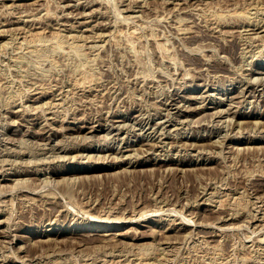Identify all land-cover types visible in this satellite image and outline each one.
Wrapping results in <instances>:
<instances>
[{
    "label": "rangeland",
    "instance_id": "rangeland-1",
    "mask_svg": "<svg viewBox=\"0 0 264 264\" xmlns=\"http://www.w3.org/2000/svg\"><path fill=\"white\" fill-rule=\"evenodd\" d=\"M0 10V264H264V0H0Z\"/></svg>",
    "mask_w": 264,
    "mask_h": 264
},
{
    "label": "bare ground",
    "instance_id": "bare-ground-1",
    "mask_svg": "<svg viewBox=\"0 0 264 264\" xmlns=\"http://www.w3.org/2000/svg\"><path fill=\"white\" fill-rule=\"evenodd\" d=\"M33 1H34V0H33ZM45 1H46V0H45ZM47 1H48V0H47ZM87 1H88V0H87ZM1 2H2V1H1ZM32 3H33V2H32ZM34 3H35V2H34ZM11 4H12V3H11ZM22 5H23V4H21V6H22ZM58 5H60V4H58ZM66 5H67V4H66ZM2 6H3V5H2ZM11 6H12V5H11ZM13 6H14V5H13ZM19 6H20V5H19ZM67 6H68V5H67ZM69 6H71V5L69 4ZM56 7H57V5H56ZM60 7H62V6H60ZM63 7H64V5H63ZM74 7H75V5H74ZM16 8H17V7H16ZM58 8H59V7H58ZM20 9H21V8H20ZM30 9H31V8H30ZM60 9H61V8H60ZM18 10H19V9H18ZM24 10H25V8H24ZM33 10H34V9H33ZM0 11H1V10H0ZM21 11H23V9H21ZM26 11H27V10H26ZM63 11H64V10H63ZM81 12H82V11H81ZM5 13H6V12H5ZM10 13H12V12L10 11ZM13 13H15V12L13 11ZM19 13H20V11H19ZM3 14H4V13H3ZM65 14H66V13H65ZM9 15H10V14H9ZM26 15H27V14H26ZM82 15H83V14H82ZM3 16H4V15H2V17H3ZM13 16H14V14H13ZM65 16H66V15H65ZM65 16L63 15V17H65ZM80 16H81V15H80ZM5 18H6V17H5ZM7 18H8V17H7ZM60 18H61V17H60ZM66 18H67V17H66ZM69 18H70V17H69ZM31 19H32V18H31ZM31 19H29V20H31ZM1 20H2V19H0V21H1ZM10 20H12V19H10ZM14 20H15V19H14ZM16 20L18 21V18H17ZM32 20L34 21V19H32ZM56 20H57V18H56ZM64 20H65V18L63 19V21H64ZM260 20H261V19H260ZM263 20H264V19H263ZM25 21H26V20H25ZM60 21H61V20H60ZM60 21H59V22H60ZM8 22H9V21H8ZM11 22H12V21H11ZM15 22H16V21H15ZM20 22H21V21H20ZM38 22H39V21H38ZM67 22H69V21L67 20ZM67 22H66V23H67ZM79 22H80V21H79ZM79 22H78V23H79ZM85 22H86V21H85ZM4 23H5V22H4ZM21 23H22V22H21ZM23 23H24V22H23ZM61 23H62V22H61ZM66 23H64V24H66ZM83 23H84V22L82 21V24H83ZM255 23H256V22H255ZM255 23H254V24H255ZM259 23H260V22H259ZM5 24H7V23H5ZM24 24H25V23H24ZM24 24H23V25H24ZM29 24H30V23H29ZM33 24H34V23H33ZM56 24H57V23H56ZM250 24H251V23H250ZM254 24H252V25H254ZM256 24H257V23H256ZM263 24H264V23H263ZM263 24H262V25H263ZM0 25H2L1 22H0ZM9 25H10V24H9ZM16 25H17V24H16ZM19 25H20V24H19ZM31 25H32V24H31ZM31 25H30V26H31ZM41 25H42V23H41ZM57 25H58V24H57ZM62 25H63V24H62ZM68 25H69V24H68ZM96 25H97V24H96ZM237 25H238V24H237ZM258 25H259V24H258ZM262 25H261V26H262ZM35 26H36V24H35ZM39 26H40V25H39ZM58 26H59V25H58ZM238 26H239V25H238ZM248 26H250V25H248ZM248 26H247V27H248ZM254 26H255V25H254ZM3 27H4V26H3ZM11 27H12V26H11ZM13 27H14V26H13ZM13 27H12V28H13ZM22 27H23V26H20L18 29L20 30ZM24 27H25V26H24ZM27 27H28V26H27ZM27 27H25V28H27ZM32 27H34V26H32ZM40 27H41V26H40ZM98 27H99V25H98ZM256 27H257V26H256ZM5 28H7V27H5ZM5 28H4V31H6ZM36 28H37V26H36ZM42 28L44 29L45 26L42 27ZM59 28L61 29L60 26H59ZM59 28H58V29H59ZM254 28H255V27H254ZM8 29H9V28H8ZM27 29H28V28H27ZM40 29H41V28H40ZM40 29H39V30H40ZM58 29H57V30H58ZM64 29H65V27H64ZM68 29H69V28H68ZM68 29H66V30H68ZM246 29H247V28H246ZM1 30H3V28H1ZM1 30H0V32H1ZM9 30H10V29H9ZM12 30H13V29H12ZM22 30H23V29H22ZM30 30H31V29H30ZM33 30H34V29H33ZM57 30H56V31H57ZM61 30H62V29H61ZM90 30H91V29H90ZM16 31H18V30H16ZM27 31H28V30H27ZM31 31H32V30H31ZM36 31H37V30H36ZM59 31H60V30H59ZM20 32H21V31H20ZM34 32H35V31H34ZM38 32H39V31H38ZM95 32H96V31H95ZM95 32H94V33H95ZM18 33H19V32H18ZM31 33L33 34V32H31ZM31 33H30V34H31ZM255 33H256V32H255ZM2 34H3V32H2L0 35H2ZM4 34H5V33H4ZM4 34H3V35H4ZM30 34H29V35H30ZM32 34H31V35H32ZM34 34H35V33H34ZM228 35H230V34H228ZM33 36H34V35H33ZM33 36H32V37H33ZM2 37H3V36H2ZM88 37H90V36H88ZM33 38H34V37H33ZM33 38H32V39H33ZM193 38H194V37H193ZM193 38H192V39H193ZM1 39H2V38H1ZM195 40H197V39H195ZM222 41H224V39H222ZM222 41H221V42H222ZM225 41H226V39H225ZM194 42H195V41H194ZM230 42H233V41H230ZM223 44H224V43H223ZM234 45H235V44H234ZM221 46H222V45H221ZM226 46H229V44L226 45ZM231 46H232V45H231ZM234 47H235V46H234ZM223 50H224V49H223ZM223 50H222V51H223ZM232 54H233V53H232ZM233 55L235 56V54H233ZM194 63H195V62H194ZM192 64H193V63H192ZM196 64H197V63H196ZM217 66H218V65H217ZM224 67H225V66H224ZM222 68H223V67H222ZM225 68H226V67H225ZM250 68H251V67H250ZM251 69H252V68H251ZM214 70H215V69H214ZM217 70H218V69H217ZM220 70H221V69H220ZM226 70H227V69H226ZM222 71H223V70H222ZM218 72H219V71H218ZM248 72H249V71H248ZM251 72H253V71H251ZM254 72H255V71H254ZM254 72H253V73H254ZM243 73H244V72H243ZM245 74H246V73H245ZM249 74H250V72H249ZM250 75H251V74H250ZM254 75H255V74H254ZM259 75H260V74H259ZM251 77H252V76H251ZM253 77L255 78V76H253ZM257 77H258V76H257ZM257 77H256V78H257ZM260 77H262V76L260 75ZM228 79H230V78H228ZM258 79H259V78H258ZM258 79H257V82H259ZM261 79H262V78H261ZM261 79H260V81H261ZM263 79H264V78H263ZM233 80H234V79H233ZM239 81H240V80H239ZM246 81H247V80H246ZM248 81H250V80L248 79ZM248 83H249V82H248ZM250 83H251V81H250ZM252 83H253V82H252ZM261 83H262V82H261ZM53 84H54V83H53ZM207 84H209V83H207ZM207 84H206V85H207ZM213 84H214V83H213ZM243 84H244V83H243ZM46 86H47V85H46ZM52 86H53V85H52ZM54 86H55V85H54ZM207 86H209V85H207ZM241 86H242V85H241ZM256 86H257V83H256ZM50 87H51V86H50ZM60 87H61V86H60ZM204 87H205V86H204ZM238 87H239V86H238ZM244 87H245V86H244ZM244 87H243V88H244ZM41 88H42V87H41ZM41 88H40V89H41ZM47 88H48V87H47ZM57 88H58V87H57ZM206 88H207V87H206ZM239 88L241 89L242 87H239ZM257 88H258V86H257ZM261 88H262V85H261ZM36 89H37V88H36ZM42 89H44V88H42ZM233 89H234V88H233ZM255 89H256V88H255ZM255 89H254V90H255ZM54 90H56V89L53 88L52 91H54ZM203 90H204V89H203ZM205 90H206V89H205ZM208 90H209V89H208ZM224 90H225V89H224ZM242 90L244 91V89H242ZM254 90H253V91H254ZM259 90H260V89H259ZM259 90H258V91H259ZM47 91H48V89H47ZM49 91H51V90H49ZM56 91H57V90H56ZM59 91H60V90H59ZM200 91H201V90H200ZM212 91H213V90H212ZM212 91H211L210 93H212ZM239 91H240V90H239ZM239 91H238V93H240ZM260 91H261V90H260ZM260 91H259V92H260ZM34 92H35V91H34ZM41 92H42V90H41ZM43 92H44V91H43ZM218 92H219V90H218ZM28 93H29V92H28ZM28 93H27V94H28ZM51 93H53V92H51ZM56 93H58V91H57ZM214 93H215V92H214ZM214 93L212 94L213 96H214ZM241 93H242V92H241ZM243 93H244V92H243ZM253 93H254V92H253ZM37 94H38V93H37ZM43 94H44V93H43ZM43 94H42V95H43ZM47 94H48V93H47ZM58 94H59V93H58ZM58 94H56V95H58ZM203 94L205 95V94H209V93H203ZM219 94H220V93H219ZM236 94H237V93H236ZM249 94H251V91H250ZM249 94H248V95H249ZM259 94H261V93H259ZM23 95H24V94H23ZM30 95H31V94H30ZM51 95H52V94H51ZM197 95H198V97H199V94H197ZM197 95H196V96H197ZM209 95H210V94H209ZM227 95H228V94H227ZM232 95H233V94H232ZM237 95H238V94H237ZM244 95H245V94H244ZM244 95H242V97H240V98L242 99ZM246 95H247V94H246ZM253 95H254V94H253ZM24 96H26V95H24ZM47 96H48V95H47ZM49 96H50V95H49ZM217 96H218V95H217ZM217 96H216V97H217ZM234 96H235V95H233V97H234ZM238 96H239V95H238ZM250 96H251V95H250ZM261 96H262V94H261ZM18 97H20V96H18ZM183 97H184V96H183ZM186 97H187V96H186ZM193 97H195V96H193ZM198 97H197V98H198ZM202 97H203V96H202ZM202 97H201V98H202ZM220 97H221V96H220ZM255 97H257L256 94H255ZM259 97H260V95H259ZM27 98H28V97H27ZM29 98L31 99L32 97L30 96ZM29 98H28V99H29ZM33 98H34V97H33ZM181 98H182V97H181ZM184 98H185V97H184ZM190 98H191V96H190ZM212 98H213V97H212ZM212 98H211V99H212ZM237 98H238V97H236L235 99H237ZM16 99H17V98H16ZM179 99H180V98H179ZM179 99H178V100H179ZM182 99H183V98H182ZM195 99H196V98H195ZM199 99H200V98H199ZM199 99H198V100H199ZM203 99H205V98L203 97ZM216 99H217V98H216ZM216 99H215V100H216ZM231 99H232V98H231ZM243 99H244V98H243ZM247 99H248V97H247ZM247 99H246V100H247ZM255 99H256V98H255ZM255 99H254V100H255ZM25 100H26V99H25ZM38 100H39V99H38ZM166 100H167V99H166ZM188 100H189V99H188ZM200 100H201V99H200ZM200 100H199V102H200ZM221 100H223V98H222ZM224 100H225V98H224ZM228 100H229V98H228ZM246 100H245V101H246ZM257 100H258V99H257ZM262 100H263V99H262ZM16 101H17V100H16ZM34 101H35V100H34ZM34 101H33V103H34ZM168 101H169V100H168ZM168 101H165V102H168ZM205 101H207V99H206ZM218 101H219V100H218ZM218 101H217V102H218ZM233 101H234V99H233ZM236 101H237V100H236ZM238 101H239V99H238ZM241 101H242V100H241ZM245 101H244V102H245ZM248 101H249V100H248ZM250 101H251V99H250ZM13 102H14V101H13ZM27 102H28V100H27ZM183 102H184V101H183ZM186 102H187V101H186ZM226 102H227V101H226ZM239 102H240V101H239ZM23 103H24V102H23ZM25 103H26V102H25ZM30 103H31V102H30ZM36 103H37V101H36ZM162 103H164V102H162ZM200 103H202V102H200ZM229 103H230V102H229ZM233 103H234V102H233ZM235 103H236V102H235ZM254 103H255V102H254ZM12 104H13V103H12ZM170 104H171V103H170ZM176 104H177V103H176ZM176 104L174 103V105H176ZM179 104H180V105H179ZM181 104H182V102H181V103H178L179 106H181ZM186 104H187V103H185V105H186ZM188 104H190V103H188ZM197 104H198V106L201 105V104H199V103H197ZM221 104H222V103H221ZM236 104H237V103H236ZM240 104H241V103H240ZM242 104H243V103H242ZM257 104H258V101H257ZM16 105H17V104H16ZM174 105H173V107H174ZM178 105H177V106H178ZM194 105H195V104H194ZM206 105H207V104H206ZM227 105H229V104H227ZM227 105H226V108H227V107L229 108L230 105H229V106H227ZM238 105H239V104H237V106H238ZM13 106H14V105H13ZM23 106H24V104H23ZM27 106H28L27 108L30 107L28 104H27ZM31 106H32V105H31ZM33 106H34V105H33ZM186 106H187V105H186ZM201 106H202V105H201ZM203 106H204V105H203ZM10 107H12V106H10ZM21 107H22V106H21ZM25 107H26V106H25ZM34 107H35V106H34ZM164 107H165V106H164ZM183 107H185V106H183ZM190 107H192V106H190ZM195 107L197 108V105H195ZM195 107H194V108H195ZM218 107H219V106H218ZM48 108H49V107H48ZM170 108H171V107H170ZM181 108H182V107H181ZM198 108H199V107H198ZM226 108H225V107H224V108L221 107V110H222V109L225 110ZM231 108H232V107H231ZM9 109H10V108H9ZM29 109H30V108H29ZM31 109H32V108H31ZM34 109H35V108H34ZM163 109H164V108H163ZM173 109H174V108H173ZM175 109H177V107H176ZM183 109H184V108H183ZM188 109H189V108H188ZM201 109H202V108H201ZM216 109H218V108H216ZM219 109H220V108H219ZM17 110H18V109H17ZM19 110H21V109H19ZM25 110L27 111L26 108H25ZM179 110H180V109H179ZM186 110H187V109H186ZM195 110H196V109H195ZM208 110H209V109H208ZM212 110L214 111L215 109H212ZM212 110H211V111H212ZM232 110H233V109H232ZM256 110H257V109H256ZM170 111H171V110H170ZM176 111H177V110H176ZM205 111H206V110H205ZM205 111H204V112H205ZM209 111H210V110H209ZM209 111H208V112H209ZM215 111H217V110H215ZM218 111H219V110H218ZM226 111H227V110H226ZM228 111H229V109H228ZM228 111H227L226 113H228ZM234 111H235V110H234ZM12 112H13V110H12ZM166 112H167V111H166ZM173 112H174V110H173ZM180 112H184V111H180ZM199 112H200V110H199ZM231 112H232V111H231ZM235 112H236V111H235ZM235 112H234V113H235ZM254 112H255V111H254ZM14 113H15V112H14ZM14 113H13V114H14ZM16 113H17V112H16ZM23 113H24V112H23ZM39 113H40V112H39ZM39 113H38V116H39ZM41 113H42V112H41ZM138 113H139V112H138ZM140 113H141V112H140ZM163 113H164V112H163ZM167 113H168V112H167ZM176 113H177V112H176ZM192 113H193V112H192ZM202 113H203V111H202ZM202 113H201V114H202ZM209 113H210V115H211L212 112H209ZM218 113H219V112H218ZM221 113H222V112H221ZM221 113H220V115H221ZM234 113H233V114H234ZM42 114L44 115V113H42ZM170 114H171V113H170ZM179 114H181V113H179ZM185 114H186V113H185ZM194 114H195V113H193L192 115H194ZM201 114H200V117H201ZM242 114H243V113H242ZM248 114H249V113H248ZM255 114H256V112H255ZM31 115H32V114H31ZM34 115H35V114H34ZM141 115H142V114H141ZM141 115H140V117H141ZM160 115H161V114H160ZM167 115H168V114H167ZM171 115H172V114H171ZM187 115H188V114H187ZM207 115H208V113H207ZM216 115H217V114H216ZM225 115H226V114H225ZM228 115H229V114H228ZM234 115H235V114H234ZM234 115H233V116H234ZM38 116H37V117H38ZM173 116H174V115H173ZM175 116H176V114H175ZM175 116H174V117H175ZM180 116H181V115H180ZM197 116H198V115H197ZM245 116H246V115H245ZM257 116H258V115H257ZM257 116H256V117H257ZM20 117H21V116H20ZM32 117H34V116H32ZM40 117H41V116H40ZM163 117H164V116H163ZM165 117H166V116H165ZM198 117H199V116H198ZM198 117H197V118H198ZM203 117H204V116H203ZM207 117H208V116H207ZM215 117H216V116H215ZM223 117H224V116H223ZM230 117H231V116H230ZM230 117H229V118H230ZM254 117H255V116H254ZM14 118H16V117H14ZM87 118H88V117H87ZM101 118H102V117H101ZM141 118H144V117L142 116ZM166 118H167V117H166ZM166 118H165V121H166ZM168 118H169V117H168ZM176 118H178V117H176ZM181 118H182V117H181ZM184 118H185V117H184ZM184 118H183V119H184ZM186 118H187V116H186ZM195 118H196V117H195ZM195 118H194V119H195ZM224 118H225V117H224ZM226 118L228 119V116H227ZM233 118H234V117H233ZM237 118H238V117H237ZM12 119H13V118H12ZM12 119H11V120H12ZM20 119H21V118H20ZM32 119H33V118H32ZM83 119H84V118H83ZM90 119H91V118H90ZM113 119H114V118H113ZM113 119H112V120H113ZM124 119H125V118H124ZM136 119H138V118H136ZM146 119H147V118H146ZM161 119H162V117H161ZM161 119H159V120H161ZM163 119H164V118H163ZM171 119H172V118H171ZM183 119H182V120H183ZM188 119H189V118H188ZM194 119H193V121H194ZM199 119H200V118H199ZM216 119H217V118H216ZM218 119H219V118H218ZM227 119H226V120H227ZM230 119H231V118H230ZM235 119H236V118H235ZM247 119H249V118H247ZM16 120H17V119H16ZM28 120H29V119H28ZM114 120H115V119H114ZM129 120H130V119H129ZM134 120H135V119H134ZM156 120H157V119H156ZM169 120H170V118H169ZM189 120H190V119H189ZM206 120H207V119H206ZM220 120H221V119H220ZM226 120H225V122H227ZM250 120H251V119H250ZM12 121H13V120H12ZM34 121H35V120H34ZM90 121H91V120H90ZM98 121H99V120H98ZM108 121H109V120H108ZM139 121H140V119H139ZM163 121H164V120H163ZM167 121H168V119H167ZM174 121H175V120H174ZM185 121H186V120H185ZM190 121L192 122V120H190ZM209 121H210V120H209ZM209 121H208L207 123H210ZM222 121L224 122V120H222ZM222 121H221V122H222ZM247 121H248V120H247ZM251 121H252V120H251ZM251 121H250V122H251ZM13 122H14V121H13ZM77 122H78V121H77ZM106 122H107V121H106ZM112 122H113V121H112ZM112 122H111V123H112ZM117 122H118V121H117ZM126 122H129V121H126ZM151 122H152V121H151ZM155 122H156V121H155ZM157 122H158V121H157ZM178 122H179V121H178ZM183 122H184V120L181 121L180 124L183 123ZM198 122H199V120H198ZM205 122H206V121H205ZM205 122H204V124H205ZM223 122H222V123H223ZM229 122H230V121H229ZM231 122H234L233 119H232ZM238 122L240 123L241 120L238 121ZM245 122H246V121H245ZM262 122H263V121H262ZM10 123H11V122H10ZM19 123H20V122H19ZM35 123H36V122H35ZM118 123H119V122H118ZM121 123H122V122H121ZM121 123H120V126H122ZM153 123H154V122H153ZM163 123H164V122H163ZM167 123H168V122H167ZM172 123H173V122H172ZM188 123H189V122H188ZM188 123H187V124H188ZM195 123H196V122H195ZM212 123H214V122H212ZM219 123H220V122H219ZM219 123H218V124H219ZM236 123H237V122H236ZM247 123H249V122H247ZM253 123H256V122H253ZM257 123H258V122H257ZM99 124H100V123H99ZM102 124H104V123H102ZM107 124H108V123H107ZM107 124H106V125H107ZM123 124H125V123L123 122ZM131 124H132V123H131ZM137 124H139V123H137ZM137 124H136V125H137ZM144 124H145V122H144ZM147 124H148V123H147ZM159 124H160V123H159ZM164 124H166V123H164ZM197 124H199V123H197ZM223 124H224V123H223ZM223 124H222V125H223ZM231 124H232V123H231ZM231 124H230V125H231ZM237 124H238V123H237ZM262 124H264V123H262ZM262 124H261V125H262ZM27 125H28V124H27ZM27 125H26V126H27ZM81 125H82V124H81ZM85 125H86V124H85ZM104 125H105V124H104ZM112 125H113V124H112ZM118 125H119V124H118ZM134 125H135V123H134ZM134 125H133V126H134ZM145 125H146V124H145ZM145 125H144V126H145ZM153 125H154V124H153ZM160 125H161V124H160ZM194 125H195V124H194ZM199 125H200V124H199ZM199 125H197V126H199ZM226 125H227V124H226ZM34 126H35V125H34ZM34 126H33V128H34ZM39 126H41V124H40ZM44 126H45V125H43V127H44ZM61 126H62V125H61ZM61 126H60V128H61ZM90 126H92V125H90ZM120 126H119V127H120ZM125 126H126V125H125ZM128 126H129V124H128ZM130 126H131V125H130ZM157 126H158V125H157ZM157 126H156V127H157ZM188 126H189V125H188ZM195 126H196V125H195ZM203 126H205V125H203ZM207 126H208V124H207ZM236 126H237V125H236ZM239 126H241V125H239ZM239 126H238V127H239ZM242 126H243V125H242ZM254 126H256V125H254ZM17 127H18V126L16 125V128H17ZM74 127H75V126H74ZM102 127H103V126H102ZM109 127H110V126H109ZM113 127H114V126H113ZM115 127H116V126H115ZM119 127H118V128H119ZM126 127H127V126H126ZM126 127H125V128H126ZM137 127L140 128V126H137ZM142 127H143V126H142ZM159 127H160V126H159ZM161 127H163V126H161ZM172 127H173V126H172ZM172 127L170 126L168 129H170V128L173 129ZM175 127H176V126H174V128H175ZM181 127H182V126H181ZM212 127H213V126H212ZM212 127H211V128H212ZM218 127H219V126H218ZM220 127H221V125H220ZM228 127H229V126H228ZM230 127H231V126H230ZM247 127H248V126H247ZM19 128H20V127H19ZM25 128H26V127H25ZM48 128H51V127L48 126ZM58 128H59V127H58ZM60 128H59V129H60ZM67 128H68V127H67ZM76 128H77V127H75V129H76ZM111 128H112V127H111ZM134 128H135V127H134ZM151 128H152V126H151ZM151 128H150V129H151ZM176 128H177V127H176ZM187 128H188V127H187ZM191 128H192V127H191ZM196 128H197V127H196ZM203 128H204V127H203ZM213 128H214V127H213ZM224 128H225V127H224ZM240 128H241V127H240ZM262 128H264V127H262ZM27 129H28V127H27ZM29 129H30V128H29ZM56 129H57V128H56ZM59 129H57V130H59ZM63 129H65V127H64ZM128 129H129V128H128ZM137 129H138V128H137ZM162 129H163V128H162ZM166 129H167V128H166ZM206 129H207V128H206ZM14 130H15V129H14ZM50 130H51V129H50ZM61 130H62V129H61ZM77 130H78V129H77ZM110 130H111V129H110ZM115 130H116V129H115ZM125 130H126V129H125ZM143 130H144V128H143ZM159 130H160V129H159ZM189 130H191V129H189ZM192 130H193V129H192ZM216 130H217V129H216ZM222 130H223V129H222ZM36 131H38V130H36ZM43 131H44V130H43ZM84 131H85V130H84ZM88 131H89V130H88ZM106 131H107V130H106ZM116 131H117V130H116ZM119 131H120V129H119ZM137 131H138V130H137ZM141 131H142V130H141ZM161 131H162V130H161ZM163 131H164V130H163ZM170 131H171V130H170ZM170 131H169V132H170ZM210 131H212V130H210ZM214 131H215V129H214ZM0 132H1V131H0ZM12 132H13V131H12ZM18 132H19V129H18ZM20 132H21V131H20ZM22 132H23V131H22ZM26 132H27V131H25V133H26ZM29 132H30V131H29ZM34 132H35V131H34ZM40 132H41V131H40ZM72 132H73V131H72ZM95 132L97 133V131H95ZM108 132H109V131H108ZM110 132H111V131H110ZM110 132H109V135H111ZM124 132H125V131H124ZM124 132H123V134H124ZM130 132H131V131H130ZM153 132H155V131H153ZM159 132H160V131H159ZM164 132H165V131H164ZM174 132H175V131H174ZM176 132H177V131H176ZM1 133H2V132H1ZM5 133H6V132H5ZM8 133H9V132H8ZM13 133H14V132H13ZM37 133H38V132H37ZM42 133H43V132H42ZM42 133H41V134H42ZM77 133H78V132H77ZM84 133H85V132H84ZM104 133H105V131H104ZM104 133H103V134H104ZM121 133H122V132H121ZM128 133H129V132H128ZM128 133H127V134H128ZM134 133H135V132H134ZM156 133H157V132H156ZM162 133H163V132H162ZM170 133H171V132H170ZM193 133H194V132H193ZM208 133H209V132H208ZM211 133H212V132H211ZM211 133H210V134H211ZM216 133H217V132H216ZM218 133H219V131H218ZM223 133L226 134V132H223ZM18 134H19V133H18ZM27 134H28V132H27ZM32 134H33V133H32ZM38 134H39V133H38ZM62 134H63V132H62ZM64 134H65V133H64ZM66 134H67V133H66ZM74 134H75V132H74ZM97 134H98V133H97ZM140 134L142 135L143 133H140ZM151 134H152V133H151ZM151 134H150V135H151ZM165 134H166V133H165ZM165 134H164V135H165ZM220 134H221V133H220ZM227 134H228V133H227ZM227 134L225 135V137H228ZM229 134H230V133H229ZM8 135H9V134H8ZM30 135H31V134H30ZM33 135H34V134H33ZM49 135H50V134H48V136H49ZM75 135H77V134H75ZM79 135H81V134H79ZM79 135H78V136H79ZM83 135L85 136L86 134H83ZM83 135H82V136H83ZM94 135H95V134H94ZM109 135L107 134V137H109ZM116 135H117V133H116ZM138 135H139V132H138ZM146 135H147V133H146ZM164 135H161V136H164ZM166 135H168V134H166ZM171 135H172V133H171ZM174 135H175V134H174ZM178 135H179V134H178ZM205 135H206V134H205ZM218 135H219V134H218ZM3 136H4V135H3ZM3 136H0V137H3ZM12 136H13V135H12ZM19 136H20V134H19ZM22 136H24V135H22ZM42 136H43V135H42ZM53 136H54V135H53ZM62 136H63V135H62ZM66 136H69V135H66ZM71 136L73 137V133H72ZM86 136H87V135H86ZM86 136H85V137H86ZM88 136H90V135H88ZM88 136H87V137H88ZM91 136L93 137V135H91ZM91 136H90V137H91ZM96 136H98V135H96ZM100 136H101V134H100ZM102 136H105V135H102ZM102 136H101V137H102ZM122 136H123V135H122ZM122 136L120 135L121 139H122ZM124 136H126V135H124ZM153 136H154V135H153ZM156 136H157V135H156ZM172 136H173V135H172ZM176 136H177V135H176ZM214 136H216V135H214ZM219 136H220V135H219ZM219 136H218V137H219ZM5 137H6V136H5ZM7 137H8V136H7ZM15 137H16V136H14V139H16ZM24 137H25V136H24ZM37 137H38V136H37ZM58 137H59V136H58ZM75 137H77V136H75ZM85 137H84V138H85ZM87 137H86V138H87ZM90 137H88V138H90ZM118 137H119V136H118ZM118 137H117V139H118ZM139 137H140V136H139ZM159 137H160V136H159ZM168 137H169V136H168ZM190 137H191V136H190ZM221 137L223 138V134H222ZM221 137H220V138H221ZM9 138H10V136H9ZM41 138H42V137H41ZM45 138H46V137H45ZM59 138H60V137H59ZM63 138H65V137H63ZM66 138H67V137H66ZM77 138H78V137H77ZM80 138H81V137H80ZM88 138H87V139H88ZM95 138H96V137H95ZM102 138H103V137H102ZM102 138H101V139H102ZM110 138H111V137H110ZM110 138H109V139H110ZM141 138H142V137H141ZM143 138H144V137H143ZM143 138H142V139H143ZM193 138H194V137H193ZM198 138H199V137H198ZM222 138H221V139H222ZM228 138H229V137H228ZM14 139H13V140H14ZM20 139H21V138H20ZM23 139L29 140L30 138H29V139H27V138H23ZM23 139H22V140H23ZM37 139H38V138H37ZM46 139H47V138H46ZM48 139H49V138H48ZM48 139H47V140H48ZM50 139H51V138H50ZM69 139H70V138H69ZM87 139H86V140H87ZM91 139H92V138H91ZM104 139H105V137H104ZM145 139H146V138H145ZM159 139H160V138H159ZM172 139H173V138H172ZM202 139H203V138H201V140H202ZM223 139H224V138H223ZM223 139H222V140H223ZM225 139H226V138H225ZM2 140H4V139H2ZM18 140H19V139H18ZM31 140H32V139H30V141H31ZM55 140H56V139H55ZM71 140H72V139H71ZM75 140H76V138L74 139V141H75ZM83 140H84V139H83ZM123 140H124V139H123ZM148 140H149V139H147V141H148ZM175 140H176V139H175ZM191 140H192V139H191ZM197 140H198V139H197ZM199 140H200V139H199ZM212 140H213V139H212ZM214 140H215V139H214ZM217 140H220V139L217 138ZM0 141H1V140H0ZM11 141H12V138H11ZM34 141L37 142L35 139H34ZM43 141H44V140H42V142H43ZM48 141H49V140H48ZM53 141H54V140H53ZM62 141H63V140H61V142H62ZM74 141H73V143H74ZM78 141H79V139H78ZM78 141H76V142H78ZM92 141H93V140H92ZM97 141H98V140H97ZM99 141H100V140H99ZM105 141H106V140H105ZM147 141H146V142H147ZM155 141H156V140H155ZM168 141H169V140H168ZM176 141H177V140H176ZM178 141H179V140H178ZM189 141H190V140H189ZM5 142H6V141H5ZM17 142H18V141H17ZM20 142L22 143L23 141H19V143H20ZM24 142H25V141H24ZM26 142H27V141H26ZM32 142H33V141H32ZM39 142H41V140H40ZM56 142H57V141H55V143H56ZM59 142H60V140H59ZM65 142H66V141H65ZM108 142H109V141H108ZM110 142H111V141H110ZM129 142H130V141H129ZM152 142H153V141H152ZM152 142H151V143H152ZM172 142H173V141H172ZM191 142H192V141H191ZM191 142H190V143H191ZM193 142H195V141H193ZM196 142H197V141H196ZM199 142H200V141H198V143H196V144H199ZM203 142H204V140L202 141V143H203ZM207 142H208V141H207ZM215 142H216V141H215ZM220 142H221V141H220ZM19 143H16L17 146L19 145ZM45 143H46V142H45ZM48 143H49V142H48ZM57 143H58V142H57ZM66 143H67V142H66ZM143 143H144V142H143ZM158 143H159V142H158ZM170 143H171V142H170ZM178 143H179V142H178ZM185 143H186V141H185ZM204 143H205V142H204ZM210 143H211V142H210ZM213 143H214V142H213ZM217 143H218V142H217ZM221 143H222V142H221ZM223 143H224V141H223ZM4 144H5V143H3V145H4ZM25 144H26V143H25ZM25 144H24V145H25ZM35 144H36V143H35ZM37 144H38V142H37ZM51 144H52V142H51ZM53 144H54V143H53ZM63 144H65V143H63ZM106 144H107V143H106ZM134 144H135V143H134ZM141 144H142V143H141ZM152 144H153V143H152ZM152 144H151V145H152ZM154 144H155V142H154ZM156 144H157V143H156ZM173 144H174V142H173ZM179 144H180V143H179ZM181 144H182V142H181ZM181 144H180V145H181ZM187 144H188V141H187ZM191 144H192V143H191ZM193 144H194V143H193ZM193 144H192V145H193ZM205 144H206V143H205ZM219 144H220V143H219ZM12 145H14V144H12ZM27 145H30V146H31L30 143H28ZM27 145H26V146H27ZM42 145H44L45 147H47V145H45V144H43V143H42ZM61 145H62V144H61ZM61 145H60V146H61ZM68 145H69V144H68ZM70 145H71V144H70ZM72 145H73V144H72ZM119 145H120V144H119ZM127 145H128V144H127ZM131 145H132V144H131ZM183 145H185V144H183ZM192 145H191V146H192ZM200 145H201V144H200ZM200 145H199V146H200ZM208 145H209V144H208ZM221 145H222V144H221ZM14 146H15V145H14ZM14 146H13V147H14ZM22 146H23V143H22ZM34 146H35V145H34ZM40 146H41V144H40ZM50 146H51V145H50ZM50 146H49V147H50ZM56 146H57V145H56ZM65 146H66V144H65ZM129 146H130V144H129ZM135 146H136V145H135ZM157 146H158V145H157ZM181 146H182V145H181ZM191 146H190V147H191ZM195 146H196V145H194V147H195ZM212 146H213V145H212ZM2 147H4V146H2ZM5 147H6V145H5ZM7 147H8V146H7ZM9 147H10V146H9ZM20 147H21V146H20ZM36 147H37V145H36ZM41 147H42V146H41ZM45 147H44V148H45ZM53 147H54V146H53ZM62 147H63V145H62ZM73 147H74V145H73ZM73 147H72V148H73ZM121 147H122V146H121ZM127 147H128V146H127ZM139 147H140V144H139V146H138L137 148H139ZM146 147H147V146H146ZM153 147H154V146H153ZM183 147H184V146H183ZM183 147H182V148H183ZM206 147H207V146H206ZM215 147H216V146H215ZM217 147H218V146H217ZM0 148H1V147H0ZM15 148H16V147H15ZM23 148H24V147H23ZM28 148H29V147H28ZM28 148H27L26 150H28ZM50 148H51V147H50ZM54 148H55V147H54ZM60 148H61V147H60ZM65 148H66V147H65ZM123 148H125V145H124ZM123 148H122V150H123ZM132 148H133V146H132ZM137 148L134 147V149H137ZM150 148H151V147H150ZM156 148H157V147H156ZM191 148H192V147H191ZM6 149H7V148H6ZM10 149H13V148L11 147ZM21 149H22V148H21ZM24 149H25V148H24ZM30 149H31V148H30ZM30 149H29V151H30ZM32 149H33V148H32ZM34 149H36V148H34ZM34 149H33V150H34ZM48 149H49V148H47V150H48ZM51 149H52V148H51ZM69 149H70V148H69ZM74 149H76V148H74ZM108 149H110V148H108ZM111 149H112V148H111ZM120 149H121V148H119V150H120ZM130 149H131V147H130ZM139 149H140V148H139ZM185 149H186V148H185ZM196 149H198V148H196ZM209 149H210V148H209ZM213 149H214V148H213ZM16 150H17V149H16ZM41 150H42V149H41ZM44 150H45V149H44ZM49 150H50V149H49ZM58 150H59V149H58ZM78 150H79V149H78ZM115 150H116V149H115ZM117 150H118V149H117ZM119 150H118V151H119ZM128 150H129V149H128ZM137 150H138V149H137ZM143 150H144V148H143ZM146 150H147V148H146ZM148 150H149V149H148ZM204 150H206V149H204ZM210 150H211V149H210ZM7 151H8V150H7ZM9 151H11V150H9ZM9 151H8V152H9ZM14 151H15V149H14ZM24 151H25V150H24ZM34 151H36V150H34ZM38 151H40V149H39ZM51 151H52V150H51ZM100 151H101V150H100ZM133 151H135V150H133ZM133 151H131V152H133ZM199 151H200V150H199ZM202 151H203V149H202ZM11 152H13V150H12ZM18 152H19V151H18ZM44 152H45V151H44ZM47 152H48V151H47ZM56 152H58V155H59V151H56ZM62 152H63V151H62ZM70 152H71V151H70ZM76 152H77V151H76ZM121 152H123V151H121ZM143 152H144V151H142V153H143ZM148 152H149V151H148ZM3 153H4V151H3ZM9 153H10V152H9ZM9 153H8V154H9ZM13 153H14V152H13ZM15 153H16V152H15ZM33 153H34V152H33ZM38 153H39V152H37V155H38ZM67 153H68V152H67ZM103 153H104V152H103ZM106 153H107V152H106ZM144 153H145V152H144ZM144 153H143V154H144ZM198 153H199V152H198ZM0 154H2V152H0ZM11 154H12V153H11ZM16 154H17V153H16ZM25 154H26V153H25ZM28 154H29V153H28ZM31 154H32V153H31ZM40 154H41V153H40ZM48 154H49V153H48ZM51 154H52V153H50V155H51ZM54 154H55V153H54ZM54 154H52V155H54ZM56 154H57V153H56ZM56 154H55V155H56ZM108 154H109V152H108ZM128 154H129V153H128ZM132 154H133V153H132ZM137 154H138V151H137ZM6 155H7V154H6ZM19 155H20V152H19ZM34 155H35V154H34ZM37 155H36V156H37ZM44 155L46 156V154H44ZM52 155H51V156H52ZM58 155H57L56 157H58ZM61 155H62V154H61ZM102 155H103V154H102ZM104 155H105V154H104ZM110 155H111V154H110ZM129 155H130V154H129ZM133 155H134V154H133ZM135 155H136V154H135ZM4 156H5V155H4ZM20 156H21V155H20ZM20 156H19V157H20ZM25 156H26V155H25ZM28 156H29V155H28ZM30 156H31V155H30ZM30 156H29V157H30ZM39 156H40V155H39ZM39 156H38V157H39ZM42 156H43V155H42ZM45 156H44V157H45ZM47 156H48V157H47ZM47 156H46V157L49 159V155H47ZM59 156H60V155H59ZM97 156H98V155H97ZM106 156H107V155H106ZM106 156H105V158H106ZM112 156H113V155H112ZM115 156H116V155H115ZM6 157H7V156H6ZM8 157H9V159H10V156H8ZM13 157H14V155H13ZM21 157H22V156H21ZM32 157H33L32 159H35L34 156H32ZM38 157H37V159H36L37 162L40 161V160H38V159H39ZM46 157H45L44 159H46ZM53 157H54V156H53ZM61 157H64V156L62 155V156H60V158H61ZM107 157H108V156H107ZM113 157H114V156H113ZM118 157L120 158V154H119ZM129 157H130V156H129ZM136 157H137V156H136ZM2 158H3V157H2ZM22 158H23V157H22ZM22 158H21V160H22ZM30 158H31V157H30ZM41 158H43V157H40V159H41ZM54 158H55V157H54ZM96 158H97V157H96ZM98 158H100V156H99ZM101 158H102V157H101ZM110 158H112V157L110 156ZM110 158H109V159H110ZM0 159H1V158H0ZM3 159H4V162H5L6 158L4 157ZM7 159H8V158H7ZM9 159H8V161H10ZM15 159H16V158H15ZM23 159H24V158H23ZM27 159L29 160V158H27ZM48 159H47V160H48ZM50 159L53 160V158H50ZM113 159H115V157H114ZM120 159H121V158H120ZM120 159L117 158V160L121 161ZM150 159H151V158H150ZM152 159H153V158H152ZM156 159H157V158H156ZM167 159H168V158H167ZM167 159H166V160H167ZM176 159H177V158H176ZM17 160H19V158H18ZM92 160H93V159H92ZM123 160H124V159H123ZM129 160H130V159H129ZM138 160H139V159H138ZM154 160H155V159H154ZM178 160H180V159L178 158ZM0 161H2V160H0ZM12 161H13V159H12ZM14 161H15V160H14ZM22 161H23V160H22ZM34 161H35V160H34ZM41 161H45V160L42 159ZM109 161H110V160H109ZM127 161H128V160H127ZM4 162L2 161L3 164H4ZM19 162H20V160H19ZM29 162H30V161H29ZM32 162H33V161H32ZM52 162H53V161H52ZM89 162H90V161H89ZM134 162H135V161H134ZM138 162H139V161H138ZM147 162H148V161H147ZM150 162H151V161H150ZM154 162H155V161H154ZM7 163H9V162H7ZM11 163H12V162H11ZM13 163H14V162H13ZM17 163H18V161H17ZM22 163H23V162H22ZM24 163H25V161H24ZM24 163H23V164H24ZM27 163H28V161H27ZM34 163H36V162H34ZM48 163H49V162H48ZM48 163H46V164H48ZM97 163H98V162H97ZM114 163H115V162H114ZM141 163H142V162H141ZM143 163H144V162H143ZM157 163H158V162H157ZM161 163H162V162H161ZM168 163H169V162H168ZM0 164H1V162H0ZM5 164H6V163H5ZM14 164H15V163H14ZM107 164H108V163H107ZM110 164H111V163H110ZM12 165H13V164H12ZM12 165H11V166H12ZM38 165H39V163H38ZM131 165H132V164H131ZM157 165H158V164H157ZM161 165H162V164H161ZM169 165H170V164H169ZM169 165L167 166L168 168L170 167ZM33 166H34V165H33ZM101 166H102V165H101ZM3 167H4V166H3ZM3 167H2V168H3ZM16 167H17V166H16ZM24 167H27V166H24ZM52 167H53V166H52ZM87 167H88V166H87ZM116 167H117V166H116ZM14 168H15V167H14ZM18 168H19V167H18ZM22 168H23V167H22ZM28 168H29V167H28ZM28 168H27V169H28ZM71 168H72V167H71ZM160 168H161V167H160ZM162 168H163V167H162ZM24 169H25V168H24ZM54 169H55V167H54ZM60 169H61V168H60ZM66 169H67V168H66ZM84 169L86 170L87 168H80V167H78V168H76V169H72V170L70 169V170H67V171H70V172L72 173V172H78V171H81V170H84ZM96 169H97V168H96ZM155 169H156V168H155ZM165 169H166V168H165ZM43 170H44V169H43ZM46 170H47V169H46ZM50 170H51V169H50ZM61 170H62V169H61ZM161 170H162V169H161ZM170 170H171V169H170ZM0 171H2V174H3V170H0ZM14 171H16V170H14ZM19 171H21V170H19ZM30 171H31V170H30ZM35 171H36V170H35ZM145 171H146V170H145ZM163 171H164V170H163ZM12 172H13V171H12ZM23 172H24V171H23ZM33 172H34V171H33ZM43 172H44V171H43ZM58 172H61V171H60V170H58V171L54 170V171H53V174L58 175ZM130 172H131V170H130ZM25 173H26V172H25ZM29 173H30V172H29ZM48 173H49V172H48ZM10 174H11V173H10ZM20 174H21V173H15V175H20ZM68 174H69V173H68ZM92 174H93V173H92ZM107 174H108V173H107ZM110 174H111V173H110ZM110 174H108V175H110ZM48 175H49V174H48ZM75 175H76V173H75ZM49 176H50V175H49ZM65 176H66V175H65ZM73 176H74V175H73ZM80 176L82 177V175H80ZM92 176H93V175H92ZM2 177H4V176H2ZM50 177H51V176H50ZM71 177H72V176H71ZM71 177H70V179H71ZM76 177L78 178V176H76ZM83 177H84V176H83ZM87 177H88V175H87ZM93 177H94V176H93ZM36 178H37V177H36ZM39 178H40V177H39ZM66 178H67V179H66ZM66 178H65L66 180L69 179V177H67V176H66ZM3 179H4V178H3ZM5 179H7V178H5ZM11 179H12V178H11ZM37 179H38V178H37ZM43 179H44V177H43ZM50 179H51V178H49V180H50ZM52 179H53V177H52ZM52 179H51V180H52ZM56 179H58V178H56ZM70 179H69V180H70ZM72 179H73V180H70V181H73V182H74V178H72ZM260 179H261V178H260ZM8 180H9V179H8ZM14 180H16V179H14ZM17 180H18V179H17ZM19 180H21V179H19ZM45 180H46V179H45ZM69 180L63 182V184H69V183L71 184V182H69ZM263 180H264V179H263ZM47 181H48V180H47ZM53 181H54V179H53ZM55 181H56V180H55ZM58 181H61V180L58 179ZM58 181H57V182H58ZM261 181H262V180H261ZM17 182H18V181H17ZM51 182H52V181H51ZM78 182H79V180H78ZM14 183H15V182H14ZM54 183H55V182H54ZM81 183H82V182H81ZM259 183H260V182H259ZM15 184H17V183H15ZM15 184H14V185H15ZM55 184H57V183H55ZM58 184H59V183H58ZM60 184H62V181H61ZM63 184H62V185H63ZM260 184H261V183H260ZM14 185H12V186L10 185V186L13 187ZM257 185H258V184H257ZM4 186H5V185H4ZM8 186H9V185H8ZM35 186H37V185H35ZM53 186H54V185H53ZM56 186L58 187V185H56ZM67 186H68V185H67ZM252 186H253V185H252ZM255 186H256V185H255ZM2 187H3V186H2ZM5 187H6V186H5ZM5 187H4V188H5ZM28 187H29V186H28ZM47 187H48V186H47ZM60 187H61V186H60ZM68 187H69V186H68ZM4 188H3V189L1 188V189H2L1 191L4 192V190L6 189V188H5V189H4ZM30 188H31V187H30ZM33 188L35 189V187H33ZM53 188H55V187H53ZM53 188H52V186H51V189H53ZM7 189H8V188H7ZM7 189H6V190H7ZM9 189H10V188H9ZM51 189H50V191H52ZM62 189H63V188H62ZM262 189H263V188H262ZM41 190H43V189H41ZM45 190H46V188H45ZM47 190H49V189L47 188ZM53 190H55V189H53ZM41 192H42V191H41ZM41 192H40V195H42V196H43V194H44V195H45V194H46V195L49 194V193H45V191H44V193L42 192V194H41ZM52 193H53V192H52ZM198 193H199V192H198ZM201 194H203V193L201 192ZM46 195H45V196H46ZM56 195H58V194H56ZM50 196H54V197H56V196H55V192H54V195L51 194ZM28 198H29V196H28ZM30 198H31V197H30ZM32 198H33V197H32ZM50 198H51V197H50ZM26 199H27V198H26ZM40 199L42 200L41 197H40ZM46 199H47V198H46ZM51 199H52V198H51ZM51 199H50V200H51ZM58 199H59V198H58ZM29 200H30V199H29ZM33 200H34V198H33ZM41 200H40V201H41ZM60 200H61V199H60ZM43 201H44V200H43ZM51 201H52V200H51ZM92 201H93V200H92ZM44 202H45V201H44ZM142 202H143V201H142ZM144 202H145V201H144ZM50 203H51V202H50ZM52 203H53V202H52ZM59 203H60V201H58V204H57V205H60ZM61 203H62V202H61ZM78 203H79V202H77V203H75V204H77V206H78ZM90 203H92V202H90ZM116 203H117V202H116ZM140 203H141V202H140ZM54 204H55V203H54ZM62 204H64V203H62ZM49 205H51V204H49ZM79 205H80V203H79ZM135 205H136V204H135ZM46 206H47V205H46ZM46 206H44V207H46ZM61 206H63V205H61ZM33 207H35V206H33ZM38 207H39V206H38ZM38 207H37V208H38ZM47 207H48V206H47ZM59 207H60V206H59ZM74 207H76V206H74ZM78 207H79V206H78ZM81 207H82V206H81ZM121 207H122V206H121ZM141 207H142V206H141ZM31 208H32V207H31ZM134 208H135V207H134ZM0 209H1V208H0ZM40 209H41V207H40ZM43 209H44V208H43ZM45 209H46V208H45ZM53 209H54V208H53ZM76 209H77V208H76ZM80 209H81V208H80ZM82 209H83V208H82ZM56 210L58 211L59 209H57V207H56ZM77 210H79V209H77ZM83 210H84V209H83ZM134 210H135V209H134ZM139 210H140V209H139ZM50 211H51V210H50ZM84 211H85V210H84ZM129 211H130V210H129ZM38 212H39V211H38ZM85 212H87V211H85ZM48 213H49V211H48ZM53 213H54V211H53ZM51 214H52V213H51ZM43 216H44V215H43ZM50 216H52V215H50ZM50 216H49V217H50ZM40 219H41V218H40ZM3 221H4V220H3ZM46 221H47V219H46ZM49 223H50V222H49ZM16 224H17V222H16ZM18 224H19V223H18ZM35 224H36V223H35ZM19 225H20V224H19ZM32 225H33V224H32ZM41 225H42V224H41ZM6 226H7V225H6ZM20 226H21V225H20ZM21 227H22V226H21ZM16 228H18V226H16ZM49 229H50V228H49ZM62 229H63V228H62ZM50 230H51V229H50ZM144 230H145V229H144ZM74 231H75V230H74ZM92 231L94 232V231H96V230H95V229H94V230H87L86 232H87V233H92ZM150 231H152V230H150ZM175 231H176V230H175ZM2 232H3V231H2ZM71 232H72V231H71ZM80 232H82V231H80ZM146 232H147V231H146ZM152 232H153V231H152ZM48 233H49V232H48ZM56 233H57V232H56ZM82 233H83V232H82ZM87 233H86V234H87ZM94 233H95V232H94ZM94 233H93V234H94ZM139 233H141V232H139ZM147 233H148V232H147ZM162 233H163V232H162ZM44 234H45V233H44ZM145 234H146V233H145ZM49 235H50V234H49ZM71 235H72V234H71ZM77 235H78V234H77ZM140 235H141V234H140ZM143 235H144V234H143ZM148 235H149V234H148ZM166 235H167V234H166ZM67 236H68V235H67ZM67 236H66V237H67ZM69 236H70V235H69ZM69 236H68V237H69ZM72 236H73V235H72ZM93 236H94V235H93ZM97 236H98V235H97ZM151 236H152V235H151ZM167 236H168V235H167ZM176 236H177V235H176ZM47 237H48V236H47ZM50 237H51V236H50ZM50 237H49V239H50ZM77 237H78V236H77ZM81 237H82V236H81ZM95 237H96V236H95ZM98 237H99V236H98ZM137 237H138V236H137ZM164 237H165V236H164ZM168 237H169V236H168ZM54 238H55V236H54ZM54 238H53V239H54ZM63 238H64V237H63ZM70 238H71V237H70ZM90 238H91V237H90ZM104 238H105V237H104ZM104 238H103V239H104ZM159 238H160V237H159ZM166 238H167V237H166ZM170 238H171V237H170ZM51 239H52V237H51ZM71 239H73V238H71ZM93 239H95V238L93 237ZM105 239H106V238H105ZM105 239H104V240H105ZM67 240H68V239H67ZM88 240H89V239H88ZM100 240H101V239H100ZM107 240H108V239H107ZM71 241H72V240H71ZM86 241H87V240H86ZM92 241H93V240L91 239V242H92ZM39 242H40V241H39ZM47 242H48V244H49V241H47ZM51 242H52V241H51ZM56 242H58V241H56ZM74 242H76V240H75ZM89 242H90V241H89ZM93 242H94V241H93ZM100 242H101V241H100ZM43 243H44V241H43ZM61 243H62V242H61ZM79 243H80V242H79ZM87 243H88V242H87ZM106 243H107V242H106ZM116 243H117V242H116ZM116 243H114V244H116ZM34 244H35V243H34ZM37 244H38V243H37ZM80 244H81V243H80ZM103 244H104V243H103ZM118 244H119V243H118ZM49 245H50V244H49ZM77 245H78V244H77ZM81 245H82V244H81ZM104 245H105V244H104ZM111 245H112V244H111ZM145 245H146V244H145ZM0 246H1V244H0ZM4 246H5V245H4ZM86 246H88V245H86ZM86 246H85V247H86ZM89 246H90V245H89ZM27 247H28V245H27ZM34 247H35V246H34ZM45 247H46V246H45ZM49 247H50V246H49ZM52 247H53V246H52ZM52 247H51V248H52ZM110 247H111V246H110ZM28 248L31 249V248H30V245H29ZM37 248H38V247H37ZM68 248H69V247H68ZM114 248H115V247H114ZM114 248H112V249H114ZM142 248H144V246H143ZM146 248H147V245H146ZM157 248H158V247H157ZM116 249H117V248H116ZM19 250H20V249H19ZM27 250H28V249H27ZM27 250H26V252H27ZM49 250H50V249H49ZM61 250H62V249H61ZM145 250H146V249H145ZM24 251H25V250H24ZM40 251H41V250H40ZM42 251H43V250H42ZM58 251H59V250H58ZM71 251H72V250H71ZM119 251H120V250H119ZM37 252H38V251H37ZM101 252H102V251H101ZM121 252H122V251H121ZM137 252H138V251H137ZM137 252H136V253H137ZM161 252H162V251H161ZM49 253H50V252H49ZM53 253H54V251H53ZM140 253H142V252H140ZM143 253H144V252H143ZM143 253H142V254H143ZM27 254H28V253H27ZM29 254H31V253H29ZM29 254H28V255H29ZM33 254H34V253H33ZM37 254H38V253H37ZM146 254H147V253H146ZM146 254H145V255H146ZM159 254H160V253H159ZM162 254H163V253H162ZM4 255H5V254H4ZM35 255H36V254H35ZM39 255H40V254H39ZM71 255H72V253H71ZM139 255H140V254H139ZM145 255H144V256H145ZM7 256H8V255H7ZM21 256H22V255H21ZM21 256H20V257H21ZM42 256H43V254H42ZM120 256H121V255H120ZM141 256H142V255H141ZM10 257H11V256H10ZM16 257H17V256H16ZM16 257H15V258H16ZM18 257H19V256H18ZM18 257H17V258H18ZM26 257H27V256H26ZM145 257H146V256H145ZM3 258L5 259V257H2V259H3ZM15 258H14V259H15ZM31 258H32V257H30V259H31ZM73 258H75V257H73ZM127 258H128V257H127ZM137 258H138V257H137ZM141 258H142V257H141ZM147 258H148V257H147ZM139 259H140V258H139ZM145 260H146V259H145ZM156 260H157V259H156ZM160 260H161V259H160ZM71 261H72V259H71ZM124 261H125V260H124ZM139 261H140V260H139ZM140 262H141V261H140ZM147 262H148V261H147ZM160 262H161V261H160ZM116 263H118V262H116ZM156 264H157V263H156ZM158 264H159V263H158Z\"/></svg>",
    "mask_w": 264,
    "mask_h": 264
}]
</instances>
